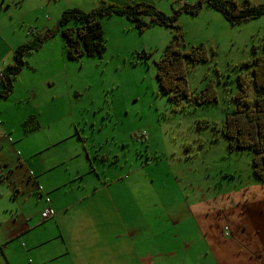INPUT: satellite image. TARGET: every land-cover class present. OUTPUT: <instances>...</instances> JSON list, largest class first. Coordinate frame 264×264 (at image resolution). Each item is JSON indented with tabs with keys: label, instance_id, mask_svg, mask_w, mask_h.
<instances>
[{
	"label": "crops",
	"instance_id": "obj_1",
	"mask_svg": "<svg viewBox=\"0 0 264 264\" xmlns=\"http://www.w3.org/2000/svg\"><path fill=\"white\" fill-rule=\"evenodd\" d=\"M250 1L259 4L264 0ZM105 2L119 6L145 2L166 13L161 7L166 3L173 12L184 4L181 0H82V5L74 7L89 11ZM52 3L53 0H47V5L35 0H0V89L1 75L13 62L14 51L42 32L48 16L39 12L46 11ZM205 6L206 3L201 10ZM207 6L210 16L217 18L221 26L226 23L218 14L221 12ZM66 9L59 12L56 23ZM113 16L117 14L110 15ZM105 17L109 16L102 17V21ZM128 21V25L133 24ZM60 37V33L56 34L32 52L43 54L47 45L51 46L50 56L42 60L43 70L57 61L53 43L64 44L65 39L57 40ZM27 56L24 59L30 64L27 62L21 69L13 90L27 81V86L23 84L28 92L24 99L32 103L28 111L20 114L24 117L23 133L30 118L40 128L45 127L47 107L51 117L60 118L64 124L62 134L58 131L54 140L42 136L35 147L25 141L36 132H25L19 141L11 140L15 143L12 148L8 146L2 152L3 164L21 166L15 171L8 166L5 176L10 204L7 224L1 225L0 253L4 262L0 259V264H264V208H252L247 203L239 226L232 228L224 223L225 205L219 195L229 194L224 184L232 179L222 182L224 176L212 179L210 174L195 177L189 174L191 169L181 172L180 166H169L168 172H162L159 162L152 158L158 156L153 153L147 163H139L137 154L126 152V139L120 134L105 133L103 127L89 129L88 122L82 124L74 112L54 103L61 98L57 78H47L43 84L35 82L33 76L38 69L32 67ZM40 85L50 91L44 98ZM64 85L68 95L70 90L78 95L68 77ZM9 97H3L0 104H7ZM6 108L7 105L0 110L2 123L7 120ZM102 133V141L98 138L92 140L93 145L89 143L88 139ZM134 134L131 129L136 139ZM104 141L109 143L105 150L101 147ZM31 147L32 155L19 154V148ZM36 195L38 209H27ZM248 199L249 196L245 201ZM47 207L54 209L55 216L39 220L38 215ZM251 237H257L254 248L249 245Z\"/></svg>",
	"mask_w": 264,
	"mask_h": 264
},
{
	"label": "rangeland",
	"instance_id": "obj_2",
	"mask_svg": "<svg viewBox=\"0 0 264 264\" xmlns=\"http://www.w3.org/2000/svg\"><path fill=\"white\" fill-rule=\"evenodd\" d=\"M35 1L47 5V0ZM81 1L53 0L46 11L39 12L43 17L46 14L48 16L46 25L40 29L41 33L43 34L46 28L56 23L61 10L82 5ZM238 1L242 2V0ZM181 2L196 3L197 0H181ZM40 5L37 6V10ZM161 7H164L167 13L173 14L169 4L166 3ZM209 8L206 4L205 8L196 15L182 13L178 17L177 24L184 35V39L179 42L184 49L206 41L203 43L210 49L211 58L207 62L192 66L188 79L192 91H198L205 87L209 78H214L222 96L217 104L175 103L162 91L156 77L155 61L160 59L166 45L173 38L172 29L167 26L156 25L140 32L133 25L134 23L128 25L127 18L119 15L109 16L103 21L107 50L102 57L84 56L75 60L68 59L62 36L57 40H62L64 44L53 43L57 58L53 66L43 70L45 66L42 60L50 56V45L42 51L43 54L28 53L27 59L33 68L38 69L33 76L35 82L42 81L43 84L47 78H57L61 98L54 103L61 104L65 110L70 109L74 112L76 120L78 119L82 124L86 125L85 122H88L89 129L103 127L105 133L120 134L121 138L126 139V147H128L126 152L137 154L139 163H147L153 153L158 156L152 158L155 162H159L162 172H166V169L168 172L169 166L172 169L180 166L181 172H188L191 169L189 173L191 176L210 174L212 179H220L224 176L222 182L227 181V178L232 179L224 184L230 189L229 194H220L219 199L225 205L224 223L227 222L230 227L235 228L244 219L242 208L246 207L245 204L248 203L247 205L252 208H264V183L253 171V152L233 149L230 146L231 141L219 135L215 127L217 123L221 125L225 113L236 106L233 98L239 86L237 75L251 72L252 67L242 66V62L258 54L264 55V15L232 25L225 21L221 13H218L221 20L226 22L221 26L217 18L210 16ZM145 19L148 21L147 16ZM73 25L74 21H71L69 26ZM230 39H233V42H230ZM67 77L78 95L73 94L72 90L69 95L67 94L64 85ZM23 84L27 86L28 83L25 81L18 84L12 95L9 94L8 103L0 104V110L7 105L4 110L7 120L2 123L3 118L0 116V231L2 224L6 226L5 222L9 216L7 207L10 204V192L5 185V176L9 169L15 171L21 164L17 163L16 166L10 163L8 169V166L1 162L2 152L8 146L12 148L15 145L11 140H9L11 143L8 141V137L16 142L25 133L21 124L24 117L20 114L22 111H28L32 103V100L24 99L28 92ZM39 88L41 98L46 97L50 92L42 85ZM250 95L254 96L252 88ZM0 100L5 98L1 97ZM44 114L45 127L40 128L37 124L26 121L27 128L37 126L28 130L36 133L29 134L25 141L35 147H38L39 140H43H41L42 136H46L49 141L55 139L58 131L62 134L63 121L60 118H52L48 107ZM92 123L96 125L93 126ZM131 129L136 139L131 136ZM103 135L102 133L93 139H88L89 143L93 145L92 140L98 138V141H102ZM107 146H109L108 142L101 143L103 150L107 149ZM21 152L32 155V147L27 150L19 148V154ZM7 154L11 157L9 152ZM48 156L54 157V155ZM25 157L23 155L24 159ZM92 159H95V156H92ZM30 160L34 161L36 158ZM248 196L249 199L245 201ZM37 198L39 199L38 195L32 199L31 206L28 205L27 209L31 207L33 210L38 209L40 202ZM38 219H41L40 214ZM249 240L250 247L254 248L257 237H251ZM0 259L3 261L1 253Z\"/></svg>",
	"mask_w": 264,
	"mask_h": 264
},
{
	"label": "trees",
	"instance_id": "obj_3",
	"mask_svg": "<svg viewBox=\"0 0 264 264\" xmlns=\"http://www.w3.org/2000/svg\"><path fill=\"white\" fill-rule=\"evenodd\" d=\"M205 3L221 12L233 25L264 15V1L255 4L250 0H242V2L198 0L193 5L182 4L171 15L145 2L123 6L105 2L102 6L89 11L78 7L68 8L55 27L47 29L43 34H35L29 42L16 48L13 62L1 75L3 88L0 89V97H7L13 92L14 81L21 69L28 65L24 55L37 50L45 41L58 33L65 39L68 59L75 60L84 56L102 57L107 50L102 17L117 14L131 20L140 31L151 28L153 25L167 26L172 29L173 38L166 45L160 59L155 61L156 77L160 87L172 102H192L195 105L217 104L222 96L219 94L214 78H209L205 87L198 91H192L188 79L192 66L210 60V49L205 43L194 44L184 49L180 45L184 35L177 24L181 13L196 15ZM145 16L149 17L148 21ZM71 21H74L73 26H69ZM242 66H251V72L237 75L239 86L233 98L236 106L225 113L223 122L221 125L217 123L215 128L219 135L231 141L230 146L233 149L253 152V171L264 183V55L258 54L254 58L244 60ZM226 88L228 89V86ZM251 88L254 91L253 97L250 95ZM27 121L32 122L33 119L30 118ZM35 124L39 126L38 123ZM36 127L27 128L25 123V132H31L33 130H28Z\"/></svg>",
	"mask_w": 264,
	"mask_h": 264
},
{
	"label": "built area",
	"instance_id": "obj_4",
	"mask_svg": "<svg viewBox=\"0 0 264 264\" xmlns=\"http://www.w3.org/2000/svg\"><path fill=\"white\" fill-rule=\"evenodd\" d=\"M47 201H49V199H47ZM53 216H55V211L51 207H47L41 212V218L43 220L52 218Z\"/></svg>",
	"mask_w": 264,
	"mask_h": 264
},
{
	"label": "clouds",
	"instance_id": "obj_5",
	"mask_svg": "<svg viewBox=\"0 0 264 264\" xmlns=\"http://www.w3.org/2000/svg\"><path fill=\"white\" fill-rule=\"evenodd\" d=\"M10 140H12L10 137H9Z\"/></svg>",
	"mask_w": 264,
	"mask_h": 264
}]
</instances>
